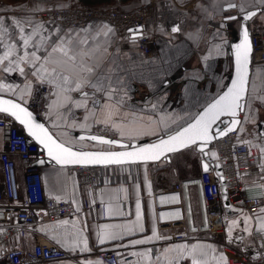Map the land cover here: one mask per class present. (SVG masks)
Wrapping results in <instances>:
<instances>
[{
  "label": "crops",
  "instance_id": "0c3cea01",
  "mask_svg": "<svg viewBox=\"0 0 264 264\" xmlns=\"http://www.w3.org/2000/svg\"><path fill=\"white\" fill-rule=\"evenodd\" d=\"M54 1L59 5H67L76 0ZM149 1L110 0L100 5H114L128 10ZM36 5L41 8L46 6L42 0H0V18H3L4 25L9 27V34L12 33L11 25L16 20L29 19L20 18L17 14L26 13L34 24L44 26L41 35L34 38L37 43L42 38L47 41L49 36H55L57 28L64 31L75 29L72 35L75 37L79 33L81 39L87 36L83 47L93 53L88 63L94 65L99 62L100 71L113 69V79L118 77L121 82L119 85H112L118 89V95H114L111 100L106 95L102 98V103L113 104L118 111L112 117L113 123H96V118H103L98 110L99 106H96V117H89L86 122L89 127L82 128L85 116L93 109L91 101L88 109L73 107L71 112H67L65 107L57 108L53 103L58 100L57 90L47 82L41 83L38 76H33L31 73L34 69L31 65H20L25 67V74L18 70L4 72L0 66V94L26 104L39 85L49 86L50 91L45 96L44 120L53 133L64 142L72 146L89 147L87 143H94L78 139L72 132H94L96 126L101 124L117 138L128 141L142 140L177 129L191 120L203 105L225 88L232 74L231 44L236 38L241 19L228 17L234 14L240 16L251 9L262 7L264 0H160L155 5L154 15L146 21L143 28L129 27L122 35H116L113 26L101 19L94 18L75 27L37 19L33 16L34 12L26 11ZM104 25L112 29L107 36L98 34ZM255 25L264 27V10L251 18L250 28ZM24 27L26 32L31 31L29 25ZM173 27H178L179 31L173 32ZM81 29L86 31L81 32ZM141 32L158 35V49L151 56L144 55L138 48L136 38ZM14 42L10 37L5 38L0 43V56L7 51L5 45ZM31 50L33 49H29ZM48 51L50 48L45 43L37 54L46 55ZM20 54L22 51L17 53ZM26 85H30V95L25 91ZM85 91H89L91 95V89L86 88ZM248 94L264 95V62L252 63ZM70 95L75 100L82 99L76 92ZM96 96L100 97L102 94L96 93ZM253 114L254 120L244 119L245 116ZM241 117L239 128L243 127L242 133L251 144L256 147L264 145V103L254 101L252 111L245 107ZM200 155L201 163L202 154ZM211 156L214 157L212 153ZM42 170L48 193L70 197L77 207H82L81 191L76 178L69 175L64 166L46 164ZM126 170L131 179L102 186L98 192L100 205L98 204L94 211L84 212L77 219L64 218L42 225V232L67 251H78L81 264H87L89 261L93 264L96 261L104 264L95 256L96 248L113 249L122 256L126 253L132 254L133 260L129 264H167L165 249L176 245H194L192 241L168 242L164 245L165 238L160 236L155 221L152 194L165 183L158 178L153 164L127 166ZM152 174L157 177L152 178ZM246 186L250 194L260 199V209L250 214L244 206L232 207L230 212L233 217L229 221V227L231 226V234L236 240L253 244L252 233L260 227L261 220L264 219V212L261 211L264 209V172L261 167L246 177ZM137 203L140 205L139 221L136 215ZM102 205H105V211ZM245 217L251 218L247 223L249 231L244 230ZM62 221L68 223H61ZM233 221L237 223L234 225ZM106 225L109 226L108 231L120 233L122 238L101 244L98 233H101ZM153 229L156 236H153ZM84 238L87 239L89 251H81ZM138 240L146 242L131 243ZM156 247L159 249L157 253L154 251ZM149 249L151 252H148ZM157 257H161L159 262ZM58 264L68 262L65 260ZM181 264H188L187 259L182 260Z\"/></svg>",
  "mask_w": 264,
  "mask_h": 264
},
{
  "label": "built area",
  "instance_id": "2783aa9c",
  "mask_svg": "<svg viewBox=\"0 0 264 264\" xmlns=\"http://www.w3.org/2000/svg\"><path fill=\"white\" fill-rule=\"evenodd\" d=\"M46 6L33 13L37 19L55 21L65 27H75L91 19L109 22L116 35L129 27L143 28L155 13L160 0L122 10L119 7L103 10L92 4L72 3L59 5L54 0H42ZM20 18H30L18 13ZM252 63L264 62V27L252 26ZM138 48L146 56L158 49V35L141 32ZM47 85H39L26 105L39 117L45 116ZM96 133L114 136L103 125ZM249 141L242 131H233L211 143L212 158L220 164L225 193L220 175L214 168L175 180L154 190L152 194L155 221L160 236L168 242H186L202 235L221 243L228 264H264V233L255 229L253 244L239 242L229 235V221L234 206H244L250 214L260 209V199L248 192L246 177L264 164L260 148ZM44 157L40 145L10 115L0 113V264H81L78 251H67L51 241L42 225L64 218L77 219L84 212L98 206V192L102 186L129 180L126 167L137 164L65 166L67 173L76 178L82 196V207L70 197L57 196L45 189L43 166L36 165ZM132 169V168H131ZM152 178L156 176L151 175ZM226 196V198L224 197ZM226 202L229 204L227 205ZM105 211V205H102ZM162 245V244H161ZM160 245V246H161ZM159 251L158 247L154 249ZM95 256L104 264H129L133 255H120L113 249L96 248ZM255 257V258H254Z\"/></svg>",
  "mask_w": 264,
  "mask_h": 264
},
{
  "label": "snow or ice",
  "instance_id": "6c2138e0",
  "mask_svg": "<svg viewBox=\"0 0 264 264\" xmlns=\"http://www.w3.org/2000/svg\"><path fill=\"white\" fill-rule=\"evenodd\" d=\"M229 7H235V5H229ZM43 9L36 5L31 9H26L29 12L42 11ZM243 11V9H241ZM255 12L247 13L244 16L245 20L255 16ZM234 18V17H230ZM24 25L31 27L30 32H26ZM12 33L9 34V27L3 23V18H0V43L5 38H11L15 41L13 44L5 45L7 51L3 56H0V66L4 72H12L18 70L21 74H25V67L31 65L34 69L32 71L33 76H38L41 83L47 82L53 85L57 90L56 95L57 108L65 107L67 112H71L73 107L88 109L89 101L93 105V109L85 116V123L81 125L82 128H88L86 123L89 117H96L97 107L102 115L101 118H96V123H103L108 125L113 123L112 117L116 114L118 109L115 105L110 103H102L103 95H106L109 100L114 95H118V89L112 87L113 84L119 85L121 82L117 77L113 79V69H105L100 71V63L97 62L94 65H90L88 61L92 58L93 53L85 49L83 45L87 42V36L83 39L79 38V33L74 37L72 35L75 29H68L67 31L57 28V34L55 36H49L47 41L41 39L39 43L35 41V37L40 36L44 30L43 24H34L29 18L27 20H16L11 25ZM81 32H85V29H81ZM112 29L108 25L103 26L102 31H98V34L107 36ZM173 32L179 31L178 27L172 28ZM17 36L19 39L17 40ZM47 43V47L50 51L46 55H38L37 52L40 48ZM29 49H33L29 51ZM22 51V54L17 55ZM253 53V47L251 44L250 34L248 28L245 26L242 30V39L240 43L234 46V55L236 61V77L232 81V86L228 88L219 99L210 104L200 115L195 123L189 124L181 131H177L174 135H170L167 140H160L158 144H149L141 146L132 151H112L101 150L95 152L85 151H73L70 146H66L64 142H58L53 138L52 134L48 132L43 124L36 123L33 120L32 112L27 108L22 107L21 104L15 103L12 100L0 99V112L10 113L21 124H24L33 137L47 150V154L50 158L56 161L57 164H116L121 165L125 163H135L137 161L158 160L161 155L166 152H177L183 148H188L192 145H196L203 151V146L211 142L215 138L226 136L228 133L237 131V126L241 125V120L237 119L240 111H243L245 107L252 111L253 102L259 100L264 103V95L252 96L248 94L249 85V65ZM41 61H43L41 63ZM91 89V95L89 91L85 89ZM26 93L30 95V85H26ZM255 91V89H254ZM72 92H76L81 95L82 99L75 100L70 95ZM96 93L102 94L97 97ZM62 100V103H61ZM51 108L52 105H49ZM221 116H230L231 120L227 123L225 128H220L217 125L215 131L213 125L217 121L220 124L226 122L220 120ZM245 120H254L255 115L245 116ZM239 131H244L243 127L239 128ZM81 140L89 139L97 141L101 145H115L118 141L114 139H105L102 136L90 135L87 137L81 136ZM199 142V144H198ZM251 144V141H244ZM123 148H129L131 145H120ZM260 148L262 158H264V145H257ZM213 156L216 153H212ZM43 162V161H41ZM262 172H264V164L260 165ZM204 170H208V165H204ZM137 221L140 220V205L137 203ZM264 212V209H261ZM111 214V209H109ZM250 217H245V231H249L247 223L250 221ZM61 223L67 224V221ZM234 225L236 221L232 222ZM109 226H104V230L98 233V240L101 244L106 241L121 239L120 233L114 231H108ZM142 230V228H141ZM232 228L229 227V235H231ZM261 233H264V219L261 220L260 227L258 229ZM153 236H156L155 229H153ZM159 238V237H157ZM150 239V238H149ZM242 239V238H241ZM146 241H132V244H142ZM83 247L81 251H89L87 239H82ZM167 254L165 259L167 264H180L182 260L190 259V264H210L209 256L212 255L216 260V264H228V258L222 252L219 257L215 256L216 250L211 246L206 245H176L171 249H165ZM151 252V249L148 250ZM136 255V253H133ZM143 255V254H141ZM255 258V257H254ZM161 257H157V262ZM87 264H93L89 261ZM95 264H101L100 261H96Z\"/></svg>",
  "mask_w": 264,
  "mask_h": 264
},
{
  "label": "water",
  "instance_id": "95a60500",
  "mask_svg": "<svg viewBox=\"0 0 264 264\" xmlns=\"http://www.w3.org/2000/svg\"><path fill=\"white\" fill-rule=\"evenodd\" d=\"M262 10H264V6H262V7H256L254 9H251L250 11H247L246 13H244L243 15H240V16L238 14H236V15L234 14V15L230 16V17H234V18H231V19L240 18L241 20H240V26L238 28V33L236 35V38H235V40L231 44V51H230V53H231V57H232V74H231L230 79H229L227 85L225 86V88L219 94H217L212 100H210L208 103H206L205 105H203L199 109V111L195 114V116L191 120H189L187 123L183 124L181 127L177 128V129H174V130H171V131H167V132L162 133L160 135H157L155 137H151L149 139L147 138V139H142V140H131V141H128V140H124V139L117 138L115 136L104 135L102 133L73 131L72 134L74 136H76L78 139H80L81 136L87 137V136H90V135H96V136H102L105 139H114V140L118 141V143L115 144V145H111V146L110 145H104V146H109L110 148H91V147L72 146V145L64 142L60 138H58L53 133V131L51 130V128L49 127V125L46 123V121L44 119H42L41 117H39L25 103H23V102L15 99V98H12V97H10L8 95H3V94H0V99L12 100L15 103L21 104L22 107L27 108L28 111L32 112V114H33V120L36 123L43 124L45 126V128L48 130V132L50 134H52V136H53L54 139H56L58 142H64L66 144V146H70L73 151H85V152H95V151H101V150L132 151V150L137 149V148H139L141 146H146V145H149V144H158L160 142V140H167L170 135H174L177 131H181L183 128L187 127L189 124L195 123V120L200 115H202L204 113L205 109L210 104L214 103L217 99H219L220 96H222L225 92H227L228 88L232 86V81L236 77V61H235V55H234V46L236 44L240 43V41L242 39V30H243V27L246 26L248 28V31H249V34H250V39H251L250 20H251V18L253 16L250 19H248V20H245L244 19V16L247 13H251V12H255L257 14L258 12H260ZM230 17H228V18L230 19ZM251 44H252V42H251ZM251 70H252V57H251L250 65H249V83H250ZM248 89H249V85H248ZM244 111H245V109L243 111H240L239 112V114L237 116V119H239V120L242 121L241 115L244 113ZM0 113H3V112H0ZM4 114H8V115L12 116L10 113H4ZM12 117L22 126V128L25 130V132L40 145V150L44 153V157H41L39 160H37L36 165L45 166L46 164H56V165L64 166V167L65 166H71V165H79V164H64V165L57 164L55 160H53L52 158H50L48 156L47 150L35 139V137H33L32 135H30V133L28 131V128L24 124H21L20 121L17 120L14 116H12ZM220 120H223L226 123L225 124H220V122L217 121L216 124L213 125V130L214 131H215L217 125H219L220 128H225L227 126V123L230 122L231 117L230 116H221L220 117ZM239 126H237V128ZM219 138H221V137H219ZM215 139H218V138H215ZM215 139H213L211 142H209L206 145H204L203 146V151H201L200 148L198 146H196V145H192V146H195V148L202 154V159H201V167H202V170H204V165L207 164L208 165V169L214 168L216 170L217 174L220 175V179H221V182H222V189H223V192L225 193L226 189H225V186H224L223 177L221 176L222 175V170H221L220 164L212 159L211 152L209 150L210 147H211V143ZM84 140H87V141H89L91 143H94V144H99L97 141H92V140H89V139H84ZM121 144L131 145V147H129V148H123V147L120 146ZM198 144H199V142H198ZM192 146H190V147H192ZM185 149H187V148H183V149H181V150H179L177 152H180V151L185 150ZM177 152H166L163 155H161L160 159H158V160L137 161L135 163H125V164H121V165H127V164H143V163H145V164H157L160 161H168L169 162V161H171V156L174 153H177ZM41 161H43V162H41ZM110 165H116V164H110ZM110 165L90 164L88 166H110ZM224 197L226 198L225 195H224ZM226 204L229 205L227 202H226Z\"/></svg>",
  "mask_w": 264,
  "mask_h": 264
},
{
  "label": "rangeland",
  "instance_id": "374dc122",
  "mask_svg": "<svg viewBox=\"0 0 264 264\" xmlns=\"http://www.w3.org/2000/svg\"><path fill=\"white\" fill-rule=\"evenodd\" d=\"M73 3H82V1L76 0ZM61 6H66V5H61ZM94 6L96 8H100L103 10L113 9L114 7H118L114 5L107 7V6L100 5V4H94ZM122 10H126V9H122ZM87 145H89V147L91 148H110L109 146H104L100 144H90V143L88 144L87 143ZM200 158H201L200 152L195 148V146H192L185 150H182V152L180 151L178 153H174L171 156V161L169 162L160 161L157 164H153V166L156 168L158 178L161 179V181L164 182L165 185H168L169 183L175 180L182 179L190 175L199 173L201 171ZM190 241H192L191 243H194V245H199V244L206 245L207 244L208 246L213 247L216 250L215 256L217 258L219 257L221 252L223 253L221 243L218 240L211 239L209 235L208 236L202 235ZM209 261H210V264H216V260L213 259L212 255L209 256ZM181 263L182 261L180 262V264ZM187 263L190 264V259H187Z\"/></svg>",
  "mask_w": 264,
  "mask_h": 264
},
{
  "label": "trees",
  "instance_id": "16d2710c",
  "mask_svg": "<svg viewBox=\"0 0 264 264\" xmlns=\"http://www.w3.org/2000/svg\"><path fill=\"white\" fill-rule=\"evenodd\" d=\"M82 1V3H85V4H102V3H105V2H108L110 0H80ZM122 1H127V0H122Z\"/></svg>",
  "mask_w": 264,
  "mask_h": 264
},
{
  "label": "bare ground",
  "instance_id": "6f19581e",
  "mask_svg": "<svg viewBox=\"0 0 264 264\" xmlns=\"http://www.w3.org/2000/svg\"><path fill=\"white\" fill-rule=\"evenodd\" d=\"M92 129V128H91Z\"/></svg>",
  "mask_w": 264,
  "mask_h": 264
}]
</instances>
